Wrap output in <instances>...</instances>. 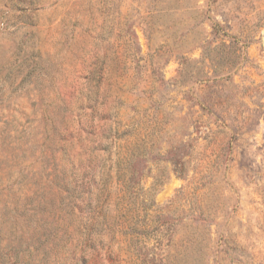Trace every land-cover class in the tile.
Returning <instances> with one entry per match:
<instances>
[{"label": "rangeland", "instance_id": "1", "mask_svg": "<svg viewBox=\"0 0 264 264\" xmlns=\"http://www.w3.org/2000/svg\"><path fill=\"white\" fill-rule=\"evenodd\" d=\"M0 264H264V0H0Z\"/></svg>", "mask_w": 264, "mask_h": 264}, {"label": "trees", "instance_id": "2", "mask_svg": "<svg viewBox=\"0 0 264 264\" xmlns=\"http://www.w3.org/2000/svg\"><path fill=\"white\" fill-rule=\"evenodd\" d=\"M185 9H188L187 7H184ZM197 12H199L200 11V8H199V6L197 5ZM165 10L166 11H169L170 10V7H167V8H165ZM213 28L216 30L215 32H216V35H224V33H221V31H220V29H219V27L217 26V25H213ZM182 57L184 58V60H186V55L184 54V55H182ZM202 106V105H201ZM203 108H205V107H203ZM125 233H129V232H127V231H125Z\"/></svg>", "mask_w": 264, "mask_h": 264}]
</instances>
